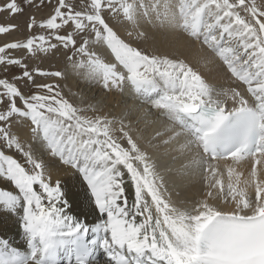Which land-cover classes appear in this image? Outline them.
I'll use <instances>...</instances> for the list:
<instances>
[{
    "label": "snow or ice",
    "instance_id": "6c2138e0",
    "mask_svg": "<svg viewBox=\"0 0 264 264\" xmlns=\"http://www.w3.org/2000/svg\"><path fill=\"white\" fill-rule=\"evenodd\" d=\"M26 11L0 44V226L25 248L0 236V264H264V0H0ZM69 72L104 95L73 102Z\"/></svg>",
    "mask_w": 264,
    "mask_h": 264
},
{
    "label": "bare ground",
    "instance_id": "6f19581e",
    "mask_svg": "<svg viewBox=\"0 0 264 264\" xmlns=\"http://www.w3.org/2000/svg\"><path fill=\"white\" fill-rule=\"evenodd\" d=\"M125 27H120L118 29V31L120 32V34L122 36L125 37V39H127V36L125 34ZM147 46V45H146ZM157 46L159 47V50L161 52H171L173 51L172 48L165 46L163 43L159 42V39L157 41ZM199 48L200 45L196 42H191L190 45L187 48H181L180 51L184 54V56L190 61L192 62L194 65L196 63V60L198 59L199 56ZM215 77V82L219 83V84H224L225 86H228L232 83V81L228 78L227 74L224 73L223 71H221L219 74L213 73L212 74ZM61 88L63 89V92L65 95H70L71 93H76V96L71 97L73 99V102L75 103H79L80 102V98L83 97L84 99V106H86L87 103L89 102H95V100L93 99L94 97L96 99H99L100 97H102L104 95L103 90L100 89L98 86L96 87H88L83 81L79 80L74 74H72L71 72H69L68 76L66 79L61 81ZM241 90H244L243 87H241ZM117 100L118 97H113V96H109L106 99V103L108 105V107L111 109V111L113 112V114H118L121 110V107H117ZM129 103H132L131 100L128 101ZM147 107V106H145ZM108 110V109H106ZM149 120H156L155 123H153L150 127H147L146 131H145V135H151L154 131L160 129L163 130L164 124L160 121L156 119V113L153 112V114L151 116L148 117ZM139 128L141 129H145V124L143 122H141L138 125ZM183 139V138H181ZM61 179L65 180L67 179V177L63 176L61 174ZM6 182V181H5ZM10 187V182H6L3 183L2 181H0V190H9ZM77 190L79 191V186L77 187ZM75 211V209H74ZM89 222H91L94 217H89ZM0 236H3L7 239H9L13 245L20 247L22 249L25 248V245L23 243L22 238L19 235V230H18V226L16 225V223L13 221H10L7 225L4 226H0ZM107 258L101 254L99 256V259L97 261V264H102L103 261H105Z\"/></svg>",
    "mask_w": 264,
    "mask_h": 264
},
{
    "label": "rangeland",
    "instance_id": "374dc122",
    "mask_svg": "<svg viewBox=\"0 0 264 264\" xmlns=\"http://www.w3.org/2000/svg\"><path fill=\"white\" fill-rule=\"evenodd\" d=\"M48 9L43 8L42 10L38 11L36 13L37 18L44 17L47 15ZM27 18H28V12L26 11L23 16H17L14 19L8 20L6 16H0V23H14L19 25L17 30L12 31L10 34L3 35L0 34V44L4 42H11L13 39H18V38H23L26 37L28 32L26 28V23H27ZM125 38V37H124ZM141 47H147L146 45H141ZM16 55H21L20 53H16ZM30 67H41L45 70H57V69H63L64 67V59L63 57L59 58H49V59H38V58H32L28 59L26 61ZM21 70L17 67H13L10 69V72L8 73L9 77L12 75H19ZM3 73H0V76H2ZM61 81H57L60 86H61ZM37 82H49L45 80L44 78L37 77ZM3 183H6L3 180H0ZM9 191H15L12 185L10 184Z\"/></svg>",
    "mask_w": 264,
    "mask_h": 264
}]
</instances>
